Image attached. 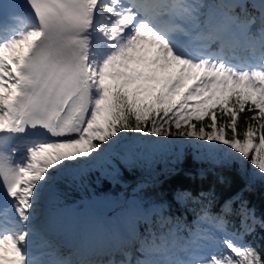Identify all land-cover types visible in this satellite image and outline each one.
Here are the masks:
<instances>
[{"label": "snow or ice", "instance_id": "obj_1", "mask_svg": "<svg viewBox=\"0 0 264 264\" xmlns=\"http://www.w3.org/2000/svg\"><path fill=\"white\" fill-rule=\"evenodd\" d=\"M140 143L264 180V0L0 3V264H105L92 235L62 256L49 235L63 224L45 209L65 176ZM174 199L200 206L193 226L164 203L126 212L111 232L126 259L107 264H264L245 241L264 216L243 200Z\"/></svg>", "mask_w": 264, "mask_h": 264}, {"label": "trees", "instance_id": "obj_2", "mask_svg": "<svg viewBox=\"0 0 264 264\" xmlns=\"http://www.w3.org/2000/svg\"><path fill=\"white\" fill-rule=\"evenodd\" d=\"M125 135L137 140L148 139L141 138L139 134ZM82 168V172L67 175L59 181L58 188L63 194L61 201L47 209L81 208L89 203L103 202L115 208L137 206L143 212L153 204L164 203L170 205L164 215L179 217L193 226L200 206L191 201L183 206L177 203L175 193L182 190L190 191L196 197L200 192L212 191L217 207L223 201L236 197L234 208L239 207L240 200H243L255 210L258 219L264 216V180L249 181L236 166L213 168L197 159L193 149L178 144L156 151L143 143L134 144L120 149L107 160L97 161L94 166L86 162ZM233 223L238 228L239 217ZM138 227L139 232H143L146 226L138 223ZM60 232L57 231L58 238L61 237ZM245 241L258 250L264 249V229L257 227L255 233L245 237ZM50 242L62 256L71 258V250L61 249L54 241ZM96 242L101 246L100 239ZM136 256L133 249L128 259L135 260ZM114 259L117 260L116 257Z\"/></svg>", "mask_w": 264, "mask_h": 264}, {"label": "rangeland", "instance_id": "obj_3", "mask_svg": "<svg viewBox=\"0 0 264 264\" xmlns=\"http://www.w3.org/2000/svg\"><path fill=\"white\" fill-rule=\"evenodd\" d=\"M148 139H151V138H148ZM103 146L104 145H102V147ZM93 206L105 208L108 210H117L120 213H122L123 216L125 215L126 212L135 211L132 209L129 211V208H115L110 203H108V205H106V204L104 205L103 202H99V203L89 205V207H93ZM71 209L72 208H62V209L55 210L53 212H51L49 209L47 210V208L45 209V211L47 213L51 214L53 217H57L58 219H60L61 223L63 224V228L60 229L61 237L58 238L57 231H59V230H55L49 235V239L52 242L54 241V243L56 245L60 246L61 249H65V250H67L68 243H70V241H68L67 243L65 241L67 239H69V237L67 238V236L69 235V231L71 232L72 225L74 222V213H73V211H71ZM86 227H87V230H86L87 235H92L93 239L96 240V234L99 233L98 228L96 226H93V225H89ZM99 253H100V255L95 254L91 258L104 261L105 264H107V262L109 260H112L115 257L117 258V261L126 259V257L123 255V252L118 250V249L108 251V250L102 248V251ZM70 259L75 260L76 258H75V256H72Z\"/></svg>", "mask_w": 264, "mask_h": 264}]
</instances>
